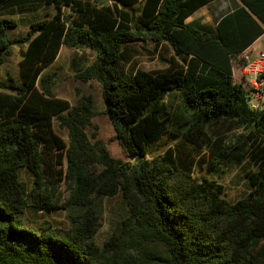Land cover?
Instances as JSON below:
<instances>
[{
    "label": "trees",
    "instance_id": "trees-1",
    "mask_svg": "<svg viewBox=\"0 0 264 264\" xmlns=\"http://www.w3.org/2000/svg\"><path fill=\"white\" fill-rule=\"evenodd\" d=\"M214 1L0 0L2 12L55 7L19 37L17 20L0 17V66L26 45L20 81L0 75V264H264V99L251 105L241 73L264 34V0H239L215 24L192 19ZM136 44L173 54L144 69ZM62 46L95 53L75 76L100 84L126 160L87 131L92 95L54 94L44 71ZM243 160L247 191L234 201L194 174ZM116 195L127 213L98 244V206ZM70 208L66 227L32 217Z\"/></svg>",
    "mask_w": 264,
    "mask_h": 264
},
{
    "label": "rangeland",
    "instance_id": "rangeland-1",
    "mask_svg": "<svg viewBox=\"0 0 264 264\" xmlns=\"http://www.w3.org/2000/svg\"><path fill=\"white\" fill-rule=\"evenodd\" d=\"M92 1L97 4L109 3V0ZM235 1L239 2V0ZM232 2V0H216L211 3L208 8H204L203 12L201 11L202 16L206 17L204 22L212 24L215 17L228 11V9L232 7ZM54 12V6L42 4L22 11L19 9L7 12L0 11V17L9 16L17 20V26L9 31L10 38H13L25 34L34 20L43 18L45 14L52 15ZM201 12L197 13L192 19L199 17ZM201 17L199 19L202 20L203 17ZM25 46V44L18 43L11 45L10 54L7 56L4 64L0 66V75L2 77L11 76L14 80L20 81L18 74V61L20 58L19 50L21 48H25ZM134 47L135 52L132 56V61L137 66L144 69L163 67L165 65V59L173 54V51L167 46L156 52H152L151 47L148 46V48H142L140 44H136ZM262 49H264V36L261 37L253 46L254 51ZM94 57L95 53L90 49H76L62 46L57 58L45 69L44 72H51L54 75V94L68 99L72 104L76 102L77 98L81 94L93 96L96 115L92 118V126H90L87 131L89 133L93 130L97 131L98 136L106 143L110 154L113 157L126 160V155L114 138L113 126L107 115L103 112L104 105L101 96L100 84L96 80L83 82L75 76V69L89 64ZM230 133L227 134L230 135ZM166 144L167 140L164 139L162 144H159L158 146L160 151L166 146ZM149 155L151 156V154ZM246 163V160H243L239 164L228 162L218 164L211 170H209L206 164L203 163L195 167L194 174L196 176L204 175L223 183L227 198L234 201L243 196L247 191L246 178L244 176L247 167ZM60 189L61 193H63V198H65L68 195L65 190V186H62ZM77 210V208L58 209L47 214L32 215V217L39 221L42 218L50 219L57 225L66 227L69 225L70 216L75 214ZM98 213L100 215L99 226L94 236V240L96 243L102 244L103 240L115 229L116 222L126 215L127 208L120 195H116L109 199L103 198L98 206Z\"/></svg>",
    "mask_w": 264,
    "mask_h": 264
},
{
    "label": "built area",
    "instance_id": "built-area-1",
    "mask_svg": "<svg viewBox=\"0 0 264 264\" xmlns=\"http://www.w3.org/2000/svg\"><path fill=\"white\" fill-rule=\"evenodd\" d=\"M245 60L241 73L251 87L250 103L256 108L264 99V50H252Z\"/></svg>",
    "mask_w": 264,
    "mask_h": 264
},
{
    "label": "crops",
    "instance_id": "crops-1",
    "mask_svg": "<svg viewBox=\"0 0 264 264\" xmlns=\"http://www.w3.org/2000/svg\"><path fill=\"white\" fill-rule=\"evenodd\" d=\"M216 1V0H215ZM233 2H232V7L231 8H229V6H228V11H230V10H232V9H234L237 5H239L241 2L239 1V2H236L235 0H232ZM227 2V1H226ZM213 3V2H212ZM210 5V4H209ZM208 5V6H209ZM208 6L206 7V8H208ZM228 11H226V12H228ZM199 12H201V11H198L197 13H199ZM202 12H203V10H202ZM202 12H201V15L198 17V18H200L201 16H202ZM210 12V11H209ZM226 12H223V13H221L219 16H217V17H215V19H214V21H213V23L212 24H215V22L223 15V14H225ZM197 13H195V15L197 14ZM212 14V13H211ZM203 17V19H202V21L204 22V20H205V18L206 17H204V16H202ZM201 17V18H202ZM193 18V17H192ZM264 36V34H262L257 40H255L253 43H252V45L251 46H254L255 45V43L261 38V37H263Z\"/></svg>",
    "mask_w": 264,
    "mask_h": 264
}]
</instances>
